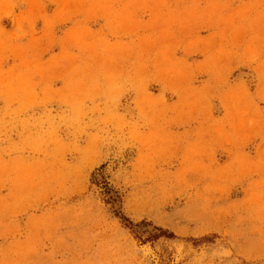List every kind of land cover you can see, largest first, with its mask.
Returning a JSON list of instances; mask_svg holds the SVG:
<instances>
[{"label":"rangeland","instance_id":"obj_1","mask_svg":"<svg viewBox=\"0 0 264 264\" xmlns=\"http://www.w3.org/2000/svg\"><path fill=\"white\" fill-rule=\"evenodd\" d=\"M0 264H264V0H0Z\"/></svg>","mask_w":264,"mask_h":264}]
</instances>
